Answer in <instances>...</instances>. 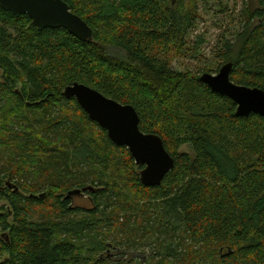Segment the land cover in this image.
Listing matches in <instances>:
<instances>
[{
	"label": "trees",
	"instance_id": "16d2710c",
	"mask_svg": "<svg viewBox=\"0 0 264 264\" xmlns=\"http://www.w3.org/2000/svg\"><path fill=\"white\" fill-rule=\"evenodd\" d=\"M63 1L92 41L0 7V264H264V117H237L201 81L232 63V82L264 91V0L243 4L218 69L202 74L169 56H195L203 0ZM74 83L133 106L162 138L175 166L159 186L64 96ZM81 193L90 207L73 205ZM147 236L146 261L104 254Z\"/></svg>",
	"mask_w": 264,
	"mask_h": 264
},
{
	"label": "water",
	"instance_id": "95a60500",
	"mask_svg": "<svg viewBox=\"0 0 264 264\" xmlns=\"http://www.w3.org/2000/svg\"><path fill=\"white\" fill-rule=\"evenodd\" d=\"M0 7L15 16H28L39 30L64 29L83 42L94 38V30L63 0H0ZM232 70L233 64L227 63L216 74L203 73L201 81L213 92L231 99L237 105V117L252 114L264 117V91L235 84L231 80ZM64 96L74 98L116 146L129 150L136 165L143 167L140 180L144 186H159L174 168L175 160L162 138L140 130V118L133 106L121 104L79 83L66 87Z\"/></svg>",
	"mask_w": 264,
	"mask_h": 264
},
{
	"label": "rangeland",
	"instance_id": "374dc122",
	"mask_svg": "<svg viewBox=\"0 0 264 264\" xmlns=\"http://www.w3.org/2000/svg\"><path fill=\"white\" fill-rule=\"evenodd\" d=\"M249 3L251 7L255 4L251 0H203L199 3V18L196 21L195 28L191 30L187 39L188 46L196 47L194 57H177L169 56L172 68L177 72L201 73L205 70L218 69L219 60L217 59V50L219 41L222 38L233 40L235 31L240 30V12L244 3ZM216 74V73H212ZM180 153L192 154L190 146L180 148ZM89 198L87 194H79L75 198L73 205L88 208ZM5 205L0 202V206ZM143 243L130 249L127 247L111 248L104 254H108L111 258H115L118 253L124 256L122 260L127 261L130 258L141 261L148 260L154 254L156 248V238L154 236L144 237ZM120 255V256H121ZM118 257V256H117Z\"/></svg>",
	"mask_w": 264,
	"mask_h": 264
}]
</instances>
